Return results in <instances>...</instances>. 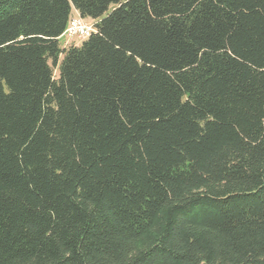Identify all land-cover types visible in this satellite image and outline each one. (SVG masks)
Masks as SVG:
<instances>
[{"label": "trees", "instance_id": "16d2710c", "mask_svg": "<svg viewBox=\"0 0 264 264\" xmlns=\"http://www.w3.org/2000/svg\"><path fill=\"white\" fill-rule=\"evenodd\" d=\"M0 264H264V0H0Z\"/></svg>", "mask_w": 264, "mask_h": 264}, {"label": "built area", "instance_id": "2783aa9c", "mask_svg": "<svg viewBox=\"0 0 264 264\" xmlns=\"http://www.w3.org/2000/svg\"><path fill=\"white\" fill-rule=\"evenodd\" d=\"M95 30L96 27L94 22L90 23L79 15L72 17L62 34V36L66 37L64 46L76 43L74 42L75 40H77L78 43L86 40L93 34V32H95Z\"/></svg>", "mask_w": 264, "mask_h": 264}, {"label": "rangeland", "instance_id": "374dc122", "mask_svg": "<svg viewBox=\"0 0 264 264\" xmlns=\"http://www.w3.org/2000/svg\"><path fill=\"white\" fill-rule=\"evenodd\" d=\"M74 15H76V12H74ZM86 20H87L88 22H90V23L93 22V21L90 20L89 18H86ZM65 41H66V37L62 36V37L60 38V43H61V45H64ZM74 42L78 43L77 40H75Z\"/></svg>", "mask_w": 264, "mask_h": 264}]
</instances>
